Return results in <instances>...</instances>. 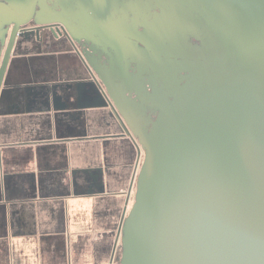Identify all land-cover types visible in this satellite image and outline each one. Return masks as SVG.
<instances>
[{
	"label": "water",
	"instance_id": "water-1",
	"mask_svg": "<svg viewBox=\"0 0 264 264\" xmlns=\"http://www.w3.org/2000/svg\"><path fill=\"white\" fill-rule=\"evenodd\" d=\"M176 1L208 53L129 126L144 158L119 264H264V0Z\"/></svg>",
	"mask_w": 264,
	"mask_h": 264
},
{
	"label": "flooded vegetation",
	"instance_id": "flooded-vegetation-1",
	"mask_svg": "<svg viewBox=\"0 0 264 264\" xmlns=\"http://www.w3.org/2000/svg\"><path fill=\"white\" fill-rule=\"evenodd\" d=\"M199 26L176 0H0V137L15 117L22 127L52 126L43 120L49 115L63 131L132 142L136 160L127 195L134 203L144 154L129 126L153 118L157 96L206 57ZM107 84L135 107V121L117 114ZM83 174L102 188L103 168L90 166ZM119 231L111 264L122 254Z\"/></svg>",
	"mask_w": 264,
	"mask_h": 264
},
{
	"label": "crops",
	"instance_id": "crops-1",
	"mask_svg": "<svg viewBox=\"0 0 264 264\" xmlns=\"http://www.w3.org/2000/svg\"><path fill=\"white\" fill-rule=\"evenodd\" d=\"M18 120L0 137V264H111L134 145L63 131L49 115L52 126ZM90 166L103 168L102 188L85 181Z\"/></svg>",
	"mask_w": 264,
	"mask_h": 264
}]
</instances>
